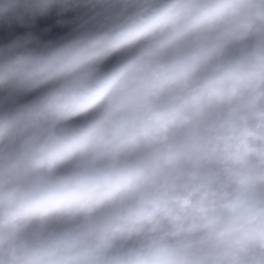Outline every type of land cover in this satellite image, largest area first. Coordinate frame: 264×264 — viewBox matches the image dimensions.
I'll return each instance as SVG.
<instances>
[{
	"label": "clouds",
	"instance_id": "9594fccd",
	"mask_svg": "<svg viewBox=\"0 0 264 264\" xmlns=\"http://www.w3.org/2000/svg\"><path fill=\"white\" fill-rule=\"evenodd\" d=\"M69 5L62 43L0 46V264H264V0L0 20Z\"/></svg>",
	"mask_w": 264,
	"mask_h": 264
},
{
	"label": "water",
	"instance_id": "95a60500",
	"mask_svg": "<svg viewBox=\"0 0 264 264\" xmlns=\"http://www.w3.org/2000/svg\"><path fill=\"white\" fill-rule=\"evenodd\" d=\"M91 13L84 7L69 5L66 10L55 7L45 14L25 13L0 20V46L14 41L28 42L32 48H43L62 43L74 35ZM121 57H113L103 67L116 63Z\"/></svg>",
	"mask_w": 264,
	"mask_h": 264
}]
</instances>
